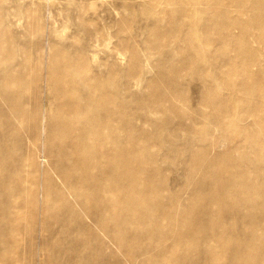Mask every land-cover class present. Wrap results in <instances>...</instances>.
<instances>
[{"label": "rangeland", "instance_id": "rangeland-1", "mask_svg": "<svg viewBox=\"0 0 264 264\" xmlns=\"http://www.w3.org/2000/svg\"><path fill=\"white\" fill-rule=\"evenodd\" d=\"M5 35L28 114L11 138L0 125V264H246L234 251L264 247L248 217L264 215V0H0ZM31 154L43 180L13 221L1 204ZM180 218L197 235L168 244Z\"/></svg>", "mask_w": 264, "mask_h": 264}, {"label": "bare ground", "instance_id": "bare-ground-1", "mask_svg": "<svg viewBox=\"0 0 264 264\" xmlns=\"http://www.w3.org/2000/svg\"><path fill=\"white\" fill-rule=\"evenodd\" d=\"M256 4V2H254ZM232 22V21H231ZM8 34V33H7ZM9 36V34H8ZM7 35L2 38L0 41V52L2 55V60H7L9 59L12 49H11V43H10V38ZM248 52H251L250 48H246ZM244 60L242 61V66L245 68H248L251 66V62L254 61L252 58L249 57H244ZM247 60V61H245ZM0 69H3L4 74L0 78V93L1 97L4 98V108L1 106L0 102V125L3 123L7 124L9 129L11 130L10 138L12 134H18V131L14 121H12V118L18 117V119H22L28 114L27 108L23 105L20 104V102L23 99V94H19L20 92L18 91V88L15 86H21L26 84V75L24 73H14L12 71L7 72V64L5 65L2 63V66H0ZM248 74L250 75L251 72L249 71ZM253 75V74H252ZM249 83L245 84L244 88H251ZM11 94H7L10 93ZM23 96V97H22ZM8 129V130H9ZM35 132H37V128H35ZM6 132L1 130L0 131V142L5 138ZM88 137L93 136L92 133L89 132L87 133ZM74 146V145H73ZM78 147L80 144L77 145ZM69 147H72V145H69ZM93 146L90 145V142H86L81 146V151H82V162L79 164V170L81 173V176L83 178L88 179L90 175V170L94 168L93 165L96 163V158H91L90 161L88 158L85 156L90 153V148ZM95 148V147H94ZM35 153V152H34ZM13 155H15L13 153ZM62 159H67L69 157V154H63L61 155ZM29 160L23 161L24 156L21 155L16 158L17 161L14 162L13 169L15 171V175H19L20 179L18 184H11L6 186L7 188V201L1 204V207L3 210L7 212V214L11 217V219L14 221L18 214L23 211L24 205L25 204H34L35 202V195L34 192L36 188L38 187L39 183L42 182L43 177L40 176L41 172L40 169L37 166V157L33 154L28 157ZM26 160V159H25ZM40 161V160H39ZM19 162V163H18ZM122 166L124 165H119L116 168H113L110 171V174H114L118 172ZM111 177V176H110ZM225 179L227 182L233 181L234 178L231 174L227 173L225 176ZM226 182V183H227ZM134 184V181H132ZM59 195L58 199H61L63 197V192H57ZM45 194L44 192L41 194V199H44ZM145 199H141L140 201L143 202ZM4 201V200H3ZM146 201V200H145ZM144 201V202H145ZM125 207H130L129 203L124 204ZM132 210L135 211L134 206L132 205ZM195 214H192L193 216ZM249 217V224H257L262 222L264 220V215L258 214H248ZM243 219V217H242ZM32 222L27 223L26 226H29ZM174 228L178 230H183L181 233H177L174 236L170 234H166V242L170 244H174L175 242H181L185 238H193L196 237L197 235V230L200 228V224L197 222L191 221L188 218H180L179 220L175 221L173 224ZM183 228V229H182ZM210 238V235H203L201 236V241H207ZM260 238L254 237L253 239H248L244 244V248L237 251H234V257L235 259H240L246 264H261L260 263V255H261V249L264 251V247L262 244L259 243ZM207 254L210 256L212 254V257H215V252L214 250L207 251ZM237 264V263H234Z\"/></svg>", "mask_w": 264, "mask_h": 264}]
</instances>
